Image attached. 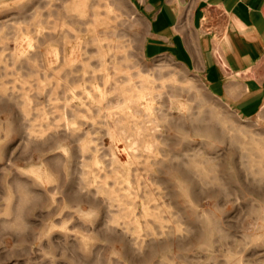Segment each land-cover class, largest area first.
<instances>
[{"label": "rangeland", "instance_id": "obj_1", "mask_svg": "<svg viewBox=\"0 0 264 264\" xmlns=\"http://www.w3.org/2000/svg\"><path fill=\"white\" fill-rule=\"evenodd\" d=\"M147 31L0 0V264H264V58L242 112Z\"/></svg>", "mask_w": 264, "mask_h": 264}, {"label": "crops", "instance_id": "obj_2", "mask_svg": "<svg viewBox=\"0 0 264 264\" xmlns=\"http://www.w3.org/2000/svg\"><path fill=\"white\" fill-rule=\"evenodd\" d=\"M148 22L143 54L203 70L214 93L247 112L258 99L264 0H128Z\"/></svg>", "mask_w": 264, "mask_h": 264}]
</instances>
